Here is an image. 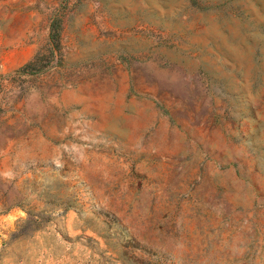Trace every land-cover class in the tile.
<instances>
[{
  "label": "rangeland",
  "instance_id": "1",
  "mask_svg": "<svg viewBox=\"0 0 264 264\" xmlns=\"http://www.w3.org/2000/svg\"><path fill=\"white\" fill-rule=\"evenodd\" d=\"M0 264H264V0H0Z\"/></svg>",
  "mask_w": 264,
  "mask_h": 264
}]
</instances>
